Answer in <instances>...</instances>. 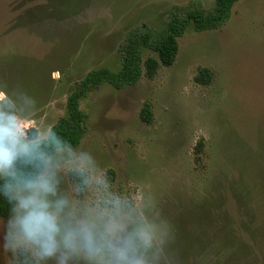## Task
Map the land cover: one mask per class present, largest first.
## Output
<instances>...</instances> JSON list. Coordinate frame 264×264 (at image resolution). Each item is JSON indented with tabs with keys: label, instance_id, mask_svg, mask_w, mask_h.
<instances>
[{
	"label": "rangeland",
	"instance_id": "374dc122",
	"mask_svg": "<svg viewBox=\"0 0 264 264\" xmlns=\"http://www.w3.org/2000/svg\"><path fill=\"white\" fill-rule=\"evenodd\" d=\"M213 2L0 0L9 110L23 127L49 130L88 70L119 68L128 29H159L174 6ZM202 68L212 73L206 84L195 80ZM79 107L88 130L73 150L113 169L111 190L130 203L155 201L176 264H264V0H238L219 28L184 32L170 66L119 89L102 84ZM10 263L0 251V264Z\"/></svg>",
	"mask_w": 264,
	"mask_h": 264
},
{
	"label": "clouds",
	"instance_id": "9594fccd",
	"mask_svg": "<svg viewBox=\"0 0 264 264\" xmlns=\"http://www.w3.org/2000/svg\"><path fill=\"white\" fill-rule=\"evenodd\" d=\"M0 86V251L11 264H176L155 201L111 190L87 151L49 129L30 134Z\"/></svg>",
	"mask_w": 264,
	"mask_h": 264
},
{
	"label": "trees",
	"instance_id": "16d2710c",
	"mask_svg": "<svg viewBox=\"0 0 264 264\" xmlns=\"http://www.w3.org/2000/svg\"><path fill=\"white\" fill-rule=\"evenodd\" d=\"M237 1L214 0L210 8H204L198 3L174 6L166 14L163 25L159 29L148 24L137 25L128 29L119 49V68L113 70L106 66H100L88 70L84 76L76 81L68 94L65 113L58 117L49 129L53 130L62 142H67L72 148L77 146L88 130L87 115L79 107L80 99L105 83L119 89L137 83L142 76L152 78L159 66H170L174 62L178 52V38L184 32L187 30L200 32L219 28L227 21L231 8ZM145 50H151L155 55L143 57ZM211 78V71L202 68L195 80L206 84ZM140 118L145 122L151 120L150 104L147 101L141 107ZM29 133L35 134L38 131L31 127ZM105 174L112 189L115 172L109 168ZM6 216L7 205L0 201V218H6ZM229 245L226 243L225 246ZM222 256L221 254L217 260H221ZM176 258L179 261V256H175Z\"/></svg>",
	"mask_w": 264,
	"mask_h": 264
}]
</instances>
